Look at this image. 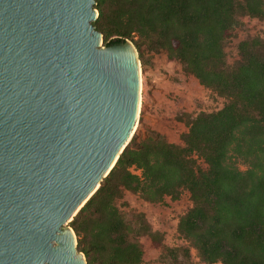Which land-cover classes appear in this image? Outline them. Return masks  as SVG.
<instances>
[{
  "label": "trees",
  "instance_id": "16d2710c",
  "mask_svg": "<svg viewBox=\"0 0 264 264\" xmlns=\"http://www.w3.org/2000/svg\"><path fill=\"white\" fill-rule=\"evenodd\" d=\"M94 8L104 46L129 39L143 65L145 49L164 51L226 102L179 116L188 124L183 144L150 129L139 139L137 130L69 222L78 250L88 264H142L138 237L148 235L167 264H195L191 248L206 264H264V34L238 43L232 67L225 49L241 16L264 19V0H95ZM126 191L150 203L188 191L192 205L177 223L188 245H165L144 214L139 226L128 220L117 204Z\"/></svg>",
  "mask_w": 264,
  "mask_h": 264
},
{
  "label": "water",
  "instance_id": "95a60500",
  "mask_svg": "<svg viewBox=\"0 0 264 264\" xmlns=\"http://www.w3.org/2000/svg\"><path fill=\"white\" fill-rule=\"evenodd\" d=\"M95 0H0V264H88L69 222L133 138L139 52Z\"/></svg>",
  "mask_w": 264,
  "mask_h": 264
},
{
  "label": "rangeland",
  "instance_id": "374dc122",
  "mask_svg": "<svg viewBox=\"0 0 264 264\" xmlns=\"http://www.w3.org/2000/svg\"><path fill=\"white\" fill-rule=\"evenodd\" d=\"M263 34L264 19L241 16L225 45L228 67L240 59L237 46L241 40ZM144 56L148 62L145 65L141 62L142 98L136 127V131H140L139 139L145 137L146 129H150L161 133L170 142L183 144L188 124L179 116L215 111L224 105L226 99L201 85L193 75L184 72L179 61L169 59L166 52L152 53L145 49ZM232 160L242 170L247 168L241 158L232 157ZM199 163L205 167L203 161ZM117 204L124 216L136 226H139L138 216L144 214L152 228L162 234L165 245H188L177 231L179 217L192 205L188 191H183L178 200L166 197L162 203H150L140 195L126 191L124 198L118 200ZM138 240L145 250L142 264H167L162 248L156 247L148 235L139 236ZM191 259L195 264H206L200 260L194 248H191Z\"/></svg>",
  "mask_w": 264,
  "mask_h": 264
},
{
  "label": "bare ground",
  "instance_id": "6f19581e",
  "mask_svg": "<svg viewBox=\"0 0 264 264\" xmlns=\"http://www.w3.org/2000/svg\"><path fill=\"white\" fill-rule=\"evenodd\" d=\"M141 86H142V68L140 67V104H141V98H142Z\"/></svg>",
  "mask_w": 264,
  "mask_h": 264
}]
</instances>
